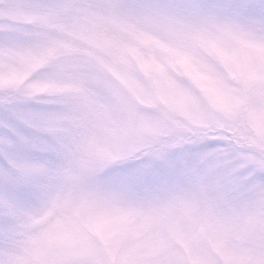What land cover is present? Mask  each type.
<instances>
[{"label": "snow or ice", "instance_id": "snow-or-ice-1", "mask_svg": "<svg viewBox=\"0 0 264 264\" xmlns=\"http://www.w3.org/2000/svg\"><path fill=\"white\" fill-rule=\"evenodd\" d=\"M0 264H264V0H0Z\"/></svg>", "mask_w": 264, "mask_h": 264}]
</instances>
